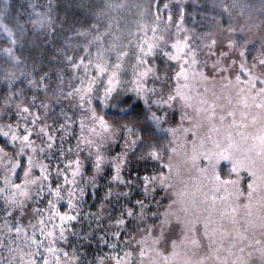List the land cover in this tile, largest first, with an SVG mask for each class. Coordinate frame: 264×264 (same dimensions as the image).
I'll return each mask as SVG.
<instances>
[{"label":"snow or ice","instance_id":"obj_1","mask_svg":"<svg viewBox=\"0 0 264 264\" xmlns=\"http://www.w3.org/2000/svg\"><path fill=\"white\" fill-rule=\"evenodd\" d=\"M213 7L0 0V264H264V0Z\"/></svg>","mask_w":264,"mask_h":264},{"label":"rangeland","instance_id":"obj_2","mask_svg":"<svg viewBox=\"0 0 264 264\" xmlns=\"http://www.w3.org/2000/svg\"><path fill=\"white\" fill-rule=\"evenodd\" d=\"M127 2L130 4L146 3L147 0H127ZM183 2L186 7V24L189 27H195L198 32L207 30L211 26V17L217 14V8L213 7L214 3H216L215 0H183ZM242 2L259 6L256 0H243ZM222 167L226 170L228 163L226 161L222 162Z\"/></svg>","mask_w":264,"mask_h":264},{"label":"trees","instance_id":"obj_3","mask_svg":"<svg viewBox=\"0 0 264 264\" xmlns=\"http://www.w3.org/2000/svg\"><path fill=\"white\" fill-rule=\"evenodd\" d=\"M243 0H240V2H242ZM245 1V0H244ZM251 1H255V0H251ZM257 3L259 4V0H256ZM215 2H217V0H215ZM227 2H231V0H227ZM243 3V2H242ZM75 10V9H73ZM219 12V9H217V13ZM5 43V41L3 39H0V45H3ZM114 111V110H113ZM0 142H2V138H0ZM102 194V193H101Z\"/></svg>","mask_w":264,"mask_h":264}]
</instances>
